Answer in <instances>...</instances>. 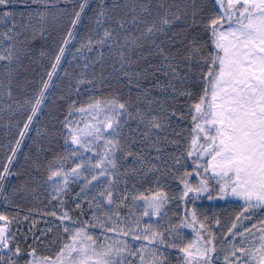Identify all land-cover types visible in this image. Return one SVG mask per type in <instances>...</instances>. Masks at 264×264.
Segmentation results:
<instances>
[{"label":"snow or ice","instance_id":"snow-or-ice-1","mask_svg":"<svg viewBox=\"0 0 264 264\" xmlns=\"http://www.w3.org/2000/svg\"><path fill=\"white\" fill-rule=\"evenodd\" d=\"M0 120V264H264V0H0Z\"/></svg>","mask_w":264,"mask_h":264},{"label":"trees","instance_id":"trees-1","mask_svg":"<svg viewBox=\"0 0 264 264\" xmlns=\"http://www.w3.org/2000/svg\"><path fill=\"white\" fill-rule=\"evenodd\" d=\"M60 2L63 4L66 2V0H60ZM16 6L20 8L21 10H24L25 8V5L23 4V2H17ZM32 6L35 7V5H32ZM84 33H85V29L81 28L79 30L78 35L82 36L84 35ZM72 43L77 44L78 40L73 41ZM32 44H33V47H32L31 52L29 53L28 56L23 58L21 66L17 69L16 83L14 84V87L17 88L18 90H23L26 87H29L30 85H32L33 81L38 83L41 76H43L45 73V69L43 65L47 64L48 61L40 57V50H41V47L45 45V41L43 39L38 38L37 40L33 41ZM68 59L71 60L69 57ZM75 64H76V61H73L72 66L69 68L70 71H75V72L79 71L78 68H75ZM64 67H69L67 62H65ZM95 70L97 73H99L100 71H104L105 76H108L109 72H111V63L106 66L103 65V69L102 67L100 68L96 67ZM59 75H63V73L61 72L59 73ZM64 84L65 85L67 84V79H65ZM124 91L126 93L127 89H124ZM56 103L61 104L63 102L57 101ZM45 111H48V110L45 109ZM4 124H5V120H0V163L5 162L6 149L3 147V145H5L8 140L13 138L11 135L8 134ZM56 126L59 127L58 124ZM33 136H35V132H30L28 134V137L25 139L24 146L20 149V154L17 156V158L15 159L13 163L14 171H17V170L21 171L24 174V176H27L30 170L29 164L24 159V154L28 153L30 150L32 153H35L36 147H37L36 145L32 144L31 137ZM62 143H63L62 140H59L49 145L48 141H44L45 147H51L53 150H56V151H59V145ZM13 177L14 178L10 182V185H16L20 183L21 180L24 178L23 176L21 177L13 176ZM41 191H42V194L40 196V200H35L31 196H28V195H18L17 202L25 209L29 208L27 201H31V199L34 200V202L44 201V203H47L48 205V201L45 202L43 190ZM206 200L207 199H204L202 201H206ZM12 211L15 212L17 211V209L13 208ZM23 224H24L23 222H19L18 226L23 225ZM41 225H43V222L39 224V227H41Z\"/></svg>","mask_w":264,"mask_h":264},{"label":"rangeland","instance_id":"rangeland-1","mask_svg":"<svg viewBox=\"0 0 264 264\" xmlns=\"http://www.w3.org/2000/svg\"><path fill=\"white\" fill-rule=\"evenodd\" d=\"M92 57H95L96 54L95 52L91 53L90 54ZM69 58L71 59V56H69ZM111 61L107 58L106 56V62H105V66L110 64ZM96 67L100 68L101 66L98 64ZM103 69V67H102ZM112 71V69H111ZM188 121H184L182 122V125L184 127H187L188 126ZM13 176L9 178L10 182L13 180ZM229 200L232 201V203H229L227 200L223 199V198H217V199H214L212 201H209V200H206V201H198V205L201 206L202 208H208L214 212H216L218 215L221 216L222 218V222H224L225 224H227L229 222V218L230 216L232 215V213L234 211H236L238 205L237 203L235 202L237 198H234V197H229L228 198ZM47 200H45L46 202ZM242 203V201L240 202ZM27 204L29 205V207H44V205H47V203H44L43 201V204H41V202H34V200L31 199V201H27ZM2 206V205H0ZM12 211V209H11ZM257 212L259 213V210H257ZM23 222L24 224L23 225H20L18 226L17 225V228L19 230L20 233H24V232H27L28 231V228L30 226V221H21ZM245 223H247V221H245ZM44 225H41L40 228H43ZM190 232V230H188Z\"/></svg>","mask_w":264,"mask_h":264},{"label":"flooded vegetation","instance_id":"flooded-vegetation-1","mask_svg":"<svg viewBox=\"0 0 264 264\" xmlns=\"http://www.w3.org/2000/svg\"><path fill=\"white\" fill-rule=\"evenodd\" d=\"M50 207V206H49Z\"/></svg>","mask_w":264,"mask_h":264}]
</instances>
